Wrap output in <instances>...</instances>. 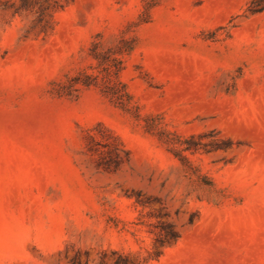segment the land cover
<instances>
[{
	"label": "rangeland",
	"instance_id": "obj_1",
	"mask_svg": "<svg viewBox=\"0 0 264 264\" xmlns=\"http://www.w3.org/2000/svg\"><path fill=\"white\" fill-rule=\"evenodd\" d=\"M253 1L0 0V264H264Z\"/></svg>",
	"mask_w": 264,
	"mask_h": 264
},
{
	"label": "trees",
	"instance_id": "obj_2",
	"mask_svg": "<svg viewBox=\"0 0 264 264\" xmlns=\"http://www.w3.org/2000/svg\"><path fill=\"white\" fill-rule=\"evenodd\" d=\"M257 1H253L250 4L249 7V11L251 13H257L260 12L264 9V7L261 5V3H257ZM257 3V4H256ZM22 6H24V1ZM40 15H42V13H40ZM39 21H42V19L40 18ZM229 143H226V145H224V147L229 146ZM218 144L217 143H211V149H216L218 148ZM198 149V147H196V145H191L189 142L186 143V146L184 147V151H196ZM203 149L208 152L210 151L209 149L203 147ZM179 160L181 161V163H188L187 158L184 156H179ZM178 239V234L172 229V225H167L166 228L163 229V233L159 234V237L156 239V244L158 246H164L165 244H167L169 241H173L175 242ZM114 264H126V261L124 259H118Z\"/></svg>",
	"mask_w": 264,
	"mask_h": 264
}]
</instances>
